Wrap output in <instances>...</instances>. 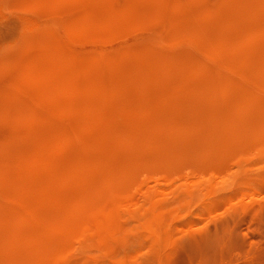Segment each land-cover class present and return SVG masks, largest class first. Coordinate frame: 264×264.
<instances>
[{
  "label": "rangeland",
  "instance_id": "1",
  "mask_svg": "<svg viewBox=\"0 0 264 264\" xmlns=\"http://www.w3.org/2000/svg\"><path fill=\"white\" fill-rule=\"evenodd\" d=\"M207 234L264 264V0H0V264H200Z\"/></svg>",
  "mask_w": 264,
  "mask_h": 264
},
{
  "label": "bare ground",
  "instance_id": "2",
  "mask_svg": "<svg viewBox=\"0 0 264 264\" xmlns=\"http://www.w3.org/2000/svg\"><path fill=\"white\" fill-rule=\"evenodd\" d=\"M139 1V0H138ZM134 3H137V2H134ZM139 4H141V3H139ZM136 6V5H135ZM94 7V6H93ZM101 7H102V5H101ZM100 7V8H101ZM90 10V9H89ZM102 10V9H101ZM96 11V10H95ZM98 11V10H97ZM96 11V12H97ZM104 11V10H103ZM99 12V11H98ZM101 13V12H100ZM102 14H103V12H102ZM105 14V13H104ZM100 15V14H99ZM104 16V15H103ZM103 16H102V18L101 19H103ZM124 16V15H123ZM105 17V16H104ZM125 17V16H124ZM139 17V16H138ZM111 18V17H110ZM100 19V20H101ZM106 19V18H105ZM86 20V19H85ZM114 20V19H113ZM129 20V19H128ZM105 20H103V22H104ZM108 21V20H107ZM83 22H84V20H81V23H82V25H83ZM98 22V21H97ZM100 22V21H99ZM110 22V21H109ZM108 22V23H109ZM79 23V22H78ZM95 23H96V20H95ZM108 23H106V25L108 24ZM98 24V23H97ZM102 24H104V23H102V20H101V25ZM105 25V24H104ZM95 26V25H94ZM103 26V25H102ZM98 27H99V24H98ZM92 28V27H91ZM103 28V27H102ZM89 31V30H88ZM89 33V32H88ZM61 175V174H60ZM61 178V177H60ZM59 178V179H60ZM63 178V177H62ZM62 181H63V179H62ZM120 202V201H119ZM112 203V202H111ZM110 204V203H109ZM113 204V203H112ZM111 204V205H112ZM72 205V204H71ZM75 206L77 207V205L75 204ZM70 207H72V206H70ZM75 208V207H74ZM78 208V207H77ZM71 211H72V209H70ZM76 211V210H75ZM74 212V211H73ZM69 213V212H68ZM76 213V212H75ZM78 213V212H77ZM71 213H69V214H67L66 215V217L68 216V215H70ZM73 214V213H72ZM75 215H77V214H75ZM79 215V214H78ZM63 218H65V215L64 216H62ZM62 217L60 216V219H62ZM68 217H70V216H68ZM67 217V220L69 219ZM71 217H73V215H71ZM80 217H81V214H80ZM60 219H59V217H58V219H56V218H54V220H55V222L56 223H58L59 224V221H60ZM75 219H77V218H75ZM81 219V218H80ZM63 220V219H62ZM60 221V223H61V225L63 226H65L66 224H63V223H67L68 221H65V222H63V221ZM66 220V219H65ZM71 220V219H70ZM78 221H79V218L77 219ZM77 220H76V222H77ZM82 220V219H81ZM58 221V222H57ZM73 222L72 223H74L75 221L74 220H72ZM54 221H53V223H55ZM71 222V221H70ZM55 223V224H56ZM71 223V224H72ZM54 224V225H55ZM58 224H56V226H54L55 228H53L55 231H57V232H61V234H63V235H71V230L70 229H68V228H65L64 226L62 227V228H60L61 226L59 225V228H58ZM68 224V223H67ZM77 224V225H76ZM74 223V225H76V227H79V225H78V223ZM70 225V224H69ZM73 225V226H74ZM67 226V225H66ZM72 226V227H73ZM94 226H99V223H96V224H94ZM70 227V226H69ZM101 227V226H100ZM74 228V227H73ZM75 231H76V229H74ZM223 234V233H222ZM221 234V235H222ZM227 234V233H226ZM219 235V234H218ZM218 235H213V234H211V235H208L207 234V236L201 241V243H200V250L199 251H197V252H199V253H201L202 252V254H201V258H200V264H210V263H212L213 261H214V257H213V255H215V253H216V251L217 250H221V245H222V241H223V237H221L220 235L218 236ZM230 239V238H229ZM231 240V239H230ZM232 242V241H231ZM225 243H226V241H225ZM194 244H196V243H194ZM228 244H229V241H228ZM226 245V244H225ZM234 245V244H233ZM191 246H192V244H191ZM195 246H197V245H194V247ZM186 247H188V246H186ZM193 247V246H192ZM198 247V246H197ZM226 247V246H225ZM234 247V246H233ZM193 250L195 251V249L193 248ZM192 250V251H193ZM189 251H190V249H189ZM201 251V252H200ZM220 252V251H219ZM223 252V251H222ZM193 254V256H194V252H192ZM196 255V254H195ZM197 256V255H196ZM193 258V257H192ZM217 258V257H216ZM219 258V257H218ZM194 259V258H193ZM192 259V260H193ZM186 260V259H185ZM191 260V259H190ZM216 260V259H215ZM188 261V260H187ZM182 262V261H181ZM194 262V261H193ZM189 263V262H188Z\"/></svg>",
  "mask_w": 264,
  "mask_h": 264
}]
</instances>
